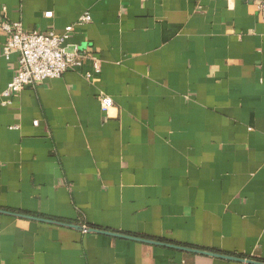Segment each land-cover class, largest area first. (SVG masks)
<instances>
[{
    "label": "crops",
    "instance_id": "0c3cea01",
    "mask_svg": "<svg viewBox=\"0 0 264 264\" xmlns=\"http://www.w3.org/2000/svg\"><path fill=\"white\" fill-rule=\"evenodd\" d=\"M258 1L0 0V264H264ZM3 21L81 67L5 104Z\"/></svg>",
    "mask_w": 264,
    "mask_h": 264
},
{
    "label": "built area",
    "instance_id": "2783aa9c",
    "mask_svg": "<svg viewBox=\"0 0 264 264\" xmlns=\"http://www.w3.org/2000/svg\"><path fill=\"white\" fill-rule=\"evenodd\" d=\"M257 9L264 15V1L256 2ZM91 21L89 14L79 18L76 25H85ZM1 29L6 36L1 56L8 60L11 55L18 56V67L2 96L5 104L25 88H33L47 80L60 78L67 71L81 67L83 57L77 52H68L64 47L65 41L71 35L73 27H67L62 34L54 32H26L21 23L3 21ZM93 69L98 72V61L93 62ZM90 78V75L87 76ZM99 105L106 113L113 106V101L106 95L99 96ZM37 126V122L33 123ZM86 232V230H83Z\"/></svg>",
    "mask_w": 264,
    "mask_h": 264
},
{
    "label": "water",
    "instance_id": "95a60500",
    "mask_svg": "<svg viewBox=\"0 0 264 264\" xmlns=\"http://www.w3.org/2000/svg\"><path fill=\"white\" fill-rule=\"evenodd\" d=\"M28 218L35 219V218H31V217H28ZM35 220L44 222L43 220H40V219H35ZM72 227L75 228V229H80V230H84L85 229V228H80V227H77V226H72ZM85 230H86V232H89V233H98V234H102V235H109V236H112V237L124 238V239H127V240L136 241V242H141V243H146V244H151V245L164 246V247H168V248H173V249H177V250L193 252V253H197V254H204V255L214 256V257H217V258L227 259V260H231V261L245 262V263H248V264H261V263H258V262L245 261V260L237 259V258H234V257H226V256H222V255H217V254H212V253H208V252H204V251H199V250H192V249H187V248L175 247V246H171V245L162 244V243H159V242L144 240V239H140V238H136V237L125 236V235H122V234L110 233V232H106V231L93 230V229H85Z\"/></svg>",
    "mask_w": 264,
    "mask_h": 264
}]
</instances>
